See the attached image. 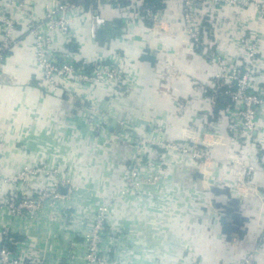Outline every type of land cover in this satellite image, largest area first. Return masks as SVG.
Segmentation results:
<instances>
[{
  "label": "rangeland",
  "instance_id": "374dc122",
  "mask_svg": "<svg viewBox=\"0 0 264 264\" xmlns=\"http://www.w3.org/2000/svg\"><path fill=\"white\" fill-rule=\"evenodd\" d=\"M249 45L258 48L251 58L263 61L264 37H250ZM161 47L147 43L137 59L149 69L135 72L123 69L126 55L95 58L88 67L95 71L94 83L71 81L62 88L58 109L74 125L73 133L45 140L68 147L48 150L49 162L30 159L8 173V208L0 197V213L7 210L28 224L41 221L49 236L54 231V243L45 246L54 250L60 244L66 257L60 264H163L154 260L165 251L166 225L178 228L184 221H201L210 236L218 231L235 244L248 240L253 211L264 207V95L238 90L241 84L230 80L233 70L225 65L232 62L230 54H193L213 68L200 81L181 67L179 54ZM113 61L120 68L112 69ZM100 65L101 71L94 69ZM261 71L251 74L248 86H262ZM144 78L155 87L136 99L134 85ZM181 81L204 94L203 108L187 112L190 94L175 104L166 99L173 90L169 84ZM102 87L107 99L100 102ZM85 88L99 99L87 96ZM9 229L14 257L47 264L27 237ZM262 235L248 240L244 256L220 264H262ZM73 240L81 244L80 262Z\"/></svg>",
  "mask_w": 264,
  "mask_h": 264
},
{
  "label": "crops",
  "instance_id": "0c3cea01",
  "mask_svg": "<svg viewBox=\"0 0 264 264\" xmlns=\"http://www.w3.org/2000/svg\"><path fill=\"white\" fill-rule=\"evenodd\" d=\"M46 1L35 0V4H30L28 9L32 14L14 11L12 16L19 22L17 29L20 38L23 39L27 35L28 23L31 20L29 15H40ZM75 1L79 2L80 0ZM83 1L87 4L91 2L90 0ZM85 10V16H78L73 23L74 34L70 45L66 44V36L55 31L50 32L55 38L54 45L56 47H64L67 51L77 54L78 58L83 60L97 57H115L116 54L126 55L127 59H124L125 61L122 63L123 69L129 68L131 70L135 67L132 70L133 72L141 67L149 69L147 62L137 59V56H141L142 49L149 38L154 35L149 23L144 26H131L129 31H125L124 20H119L116 25L112 24L113 21L120 18L118 11L106 6L103 9V13L109 23L103 27V31L97 32V36L93 38L90 35V25L87 18L90 14L88 7ZM125 32L127 34H124ZM156 41H158L156 43L157 46L162 45L161 48L166 49L170 55L179 54L183 60L181 67L188 74H196L200 81L204 79L205 69L208 71L213 69L204 60L191 53L188 37L183 32L177 33L173 37L168 35L159 36V40L156 39ZM38 70L39 68L34 61V49L30 36L24 39L21 45L13 48L7 54V57L0 62V171L6 176H8V173L14 172L13 168L26 163L30 159H42L49 162L53 155L48 150L52 148L58 149L62 145L68 146L62 142L52 143L45 142V140H48L50 136L58 138L60 134L68 136L70 132L73 133L74 131V125L71 124L69 119L65 120L63 117L66 115L60 113L58 109L59 104L63 102L60 98L62 87L54 94L48 93L37 79ZM139 83L134 85L136 87V93L134 94L136 99H140L139 93L146 91V87L153 89L155 87L154 82H151V80H143ZM169 86L170 90L172 87L173 90L169 92L168 98H165L170 103L175 104L180 95L183 98L182 100L188 101V94H190L191 100H189L190 106L187 112H192L191 109L196 110L199 107H204V94L197 91L193 93V89H191L193 85L189 88L187 81H181L174 86L169 84ZM87 89H84L85 92ZM105 90H107L106 87L101 88V92ZM92 91V88L88 89L87 96H96V100L99 99ZM152 96L150 98L157 100V96L154 94ZM103 98L107 99V91H105L104 97L100 94V102H103ZM135 98H132L131 102L136 101ZM101 105L103 104L101 103ZM181 123L183 125L181 128L186 127L185 122ZM173 131L180 132L179 129ZM52 160L54 161L55 159ZM2 188H5V185L2 187L0 185V190ZM248 211L245 208L243 212ZM253 212L256 214V219L254 221L251 220L247 224V234L249 235L250 233V235L249 237L246 235L248 240L251 241L254 235L256 237L263 234L262 238L264 236V207ZM9 214L7 210L0 213V228L5 225L14 234L27 237L26 240L33 245L31 248H33L35 253L39 250L44 253L47 264H60L66 259L62 255L60 244L55 246L54 250L45 246L50 242L54 243V231L49 236L47 233L48 228L44 229L45 226L44 224L42 225L41 221L28 224L26 221H19L22 218L13 217ZM11 219L16 222L12 223ZM211 228L213 229L214 226H211ZM205 230L201 221L198 224L186 223V221L180 222L178 228H175L171 223L166 225V235L161 238L165 251L159 257H155L154 261L159 259L163 264H220V261L226 263L232 259L235 260V257L240 258L246 253L249 246L246 238L243 241L231 244L218 231H215L210 236ZM21 236L19 237L21 238ZM255 241L257 243V238H255ZM73 242H75L74 245L76 246L73 251L77 257V262H80L82 260L79 251L81 244L74 240ZM262 245L259 261L264 264V244L262 243Z\"/></svg>",
  "mask_w": 264,
  "mask_h": 264
},
{
  "label": "built area",
  "instance_id": "2783aa9c",
  "mask_svg": "<svg viewBox=\"0 0 264 264\" xmlns=\"http://www.w3.org/2000/svg\"><path fill=\"white\" fill-rule=\"evenodd\" d=\"M90 1L87 4L83 0H47L40 15H29L31 20L27 35L22 39L18 36L19 22L12 14L15 10L32 14L28 8L37 1L0 0V62L30 36L34 61L39 68L37 79L48 93L54 94L59 88L68 86L71 81L94 83L95 71L91 72L93 69L88 67L94 66L91 63L95 58L83 60L64 47H56L55 38L50 32L55 31L66 36V44L70 45L74 34L73 23L78 16H85L84 11L88 7L90 35L95 38L97 32L109 23L103 13L104 7L108 6L120 15L112 24L116 25L119 20H124L125 31H129L131 26L151 24V31L157 36L152 35L149 38V48L157 46L156 39L159 36L172 37L183 32L188 37L192 54H205L212 50L224 55L230 54L233 57L232 62H226L225 65L233 70L230 80L241 84L238 90L251 88L253 92L259 91L264 95V57L261 62L252 59L251 57L257 55L258 48L249 45L250 37H264V0H162V7L154 12L145 9V0ZM109 65L112 69L120 68L116 61ZM102 66H95L94 69L101 71ZM260 70H263L260 72L262 86L253 89L251 84L248 86V81L251 74ZM0 185H5L0 190V197L7 199L5 208H8V176L1 171ZM8 238L11 240L8 226L3 225L0 228V264H26L20 257H14L8 247Z\"/></svg>",
  "mask_w": 264,
  "mask_h": 264
},
{
  "label": "trees",
  "instance_id": "16d2710c",
  "mask_svg": "<svg viewBox=\"0 0 264 264\" xmlns=\"http://www.w3.org/2000/svg\"><path fill=\"white\" fill-rule=\"evenodd\" d=\"M162 0H145V9L150 10L151 12L156 11L157 9H159L160 7H162ZM122 4L124 3V1L121 2ZM143 14H145V11H142ZM103 31V28L100 29L98 32Z\"/></svg>",
  "mask_w": 264,
  "mask_h": 264
}]
</instances>
